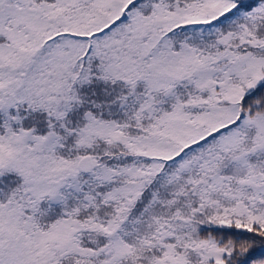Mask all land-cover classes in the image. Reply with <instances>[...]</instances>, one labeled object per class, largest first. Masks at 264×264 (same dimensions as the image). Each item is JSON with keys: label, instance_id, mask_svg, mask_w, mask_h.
<instances>
[{"label": "snow or ice", "instance_id": "6c2138e0", "mask_svg": "<svg viewBox=\"0 0 264 264\" xmlns=\"http://www.w3.org/2000/svg\"><path fill=\"white\" fill-rule=\"evenodd\" d=\"M0 264H264V0H0Z\"/></svg>", "mask_w": 264, "mask_h": 264}]
</instances>
